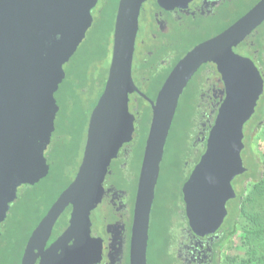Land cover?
<instances>
[{"label": "water", "instance_id": "95a60500", "mask_svg": "<svg viewBox=\"0 0 264 264\" xmlns=\"http://www.w3.org/2000/svg\"><path fill=\"white\" fill-rule=\"evenodd\" d=\"M98 0H0V223L22 185H34L49 172L44 152L58 112L54 94L64 78L63 66L90 29ZM192 0H119L112 52L101 96L89 115L86 140L77 172L33 229L21 264L31 248L44 244L58 215L71 205L67 230L60 240L74 239L68 256L83 258L90 239L91 211L103 193L111 161L133 138L134 116L129 94L138 17L143 6L185 8ZM264 22V0L217 35L200 42L173 66L156 98L149 100L151 121L137 182L130 240V264H147L149 222L160 162L179 99L197 70L215 65L224 99L205 142V150L182 186L190 230L199 237L222 229L236 199L232 180L246 168L241 152L243 127L263 93L264 81L254 62L236 48ZM230 205V206H229ZM87 239V240H85Z\"/></svg>", "mask_w": 264, "mask_h": 264}, {"label": "flooded vegetation", "instance_id": "af4514ba", "mask_svg": "<svg viewBox=\"0 0 264 264\" xmlns=\"http://www.w3.org/2000/svg\"><path fill=\"white\" fill-rule=\"evenodd\" d=\"M233 10H235V0H192L185 8H174L171 10L161 9L155 4H152L141 10L138 17V30L134 42L131 75L134 85L142 95L133 92L129 94L128 101V107H132L129 112L134 116L133 138L130 142L124 143L121 146L116 158L110 163L108 172L102 183L103 193L100 202L89 215L90 239H85L87 241H85L83 258L78 259V261L74 263L75 258L70 255L68 256L69 249L73 245L74 239L66 240L62 238L60 240L69 226L72 207L68 205L58 215L50 232L45 236L44 244L36 243L31 247L33 253L28 257V264H130V240L137 182L147 137H142V132L140 131L141 136L136 139V134L138 130L142 129L141 125L144 122V117H149L151 121V106L149 100L153 101L156 98L160 89H157V84L169 71L174 61L181 55L180 53L184 49L182 44L187 40L189 35L200 37L199 40L193 44L191 47L192 49L200 42L226 29L231 19H233V16L228 18ZM148 14V19H146L148 20V28L139 36L141 33L139 19L141 15L144 19ZM220 18L225 19V21L223 24L218 25L217 21H219ZM213 25L215 27H213ZM263 25L264 22L238 45L236 51L240 54L242 50L239 47L245 48L246 51L242 52H244L245 57L250 58L254 62L257 68H259L257 63L262 62V66L259 70L264 78V40L262 41L263 46L258 48L256 46L257 40L261 36V34H259V28ZM189 50H187V52ZM183 55L184 54L178 59ZM134 60H137V62L133 70ZM133 74H135L136 77L133 76ZM144 74H149V82L147 84L142 81L144 80ZM134 77L136 79L138 77L137 81L139 82L134 81ZM193 79L198 88L196 107L200 124H197L196 128L197 133H199L202 138V145L205 146L208 132L213 125L219 106L224 99L225 91L220 75L215 65L212 63L203 64L190 79L188 84H191ZM141 142H144L143 147L140 145ZM201 151H203V149ZM138 160V172L135 174L130 168V165L133 164L136 168ZM193 167L189 170L183 184L188 179ZM157 186L158 181L150 212V221L158 188ZM16 200L17 197L15 201ZM55 200L56 199L50 202V204L42 207L40 213L35 218L34 224L27 232L28 236L21 252L20 264L26 249L27 241L33 229L46 215ZM17 208H20V206L9 205V210L6 213L4 221L0 223V226H3L8 219L13 216L11 210ZM175 208L179 213V218L174 220L173 229L175 230V236L174 239L170 241L171 243L168 244L169 256L177 264H220L225 251L229 247L222 229L216 231L212 235L199 237L195 235L188 226L182 193L181 200ZM148 249L149 239L147 247V264Z\"/></svg>", "mask_w": 264, "mask_h": 264}, {"label": "trees", "instance_id": "16d2710c", "mask_svg": "<svg viewBox=\"0 0 264 264\" xmlns=\"http://www.w3.org/2000/svg\"><path fill=\"white\" fill-rule=\"evenodd\" d=\"M118 1L108 0L104 4L95 19L94 26L90 27L92 29L89 38L68 67V74L64 75L62 83L54 94L59 109L55 116V128L50 144L44 152L49 172L34 185H22V193L19 196L16 195L17 200L10 203L20 208L12 209L13 216L0 226V264H20L27 232L34 224L36 216L43 206L58 198L57 196L69 186L77 172L81 163L79 161L76 164L80 134L87 131L89 115L103 92L108 75ZM258 1L255 0L253 4L246 7L228 25L234 23ZM241 2L242 0H235V7H239ZM259 34L261 36L257 40V48L263 46L264 25L259 28ZM185 44L186 41L182 46ZM239 48L246 51L243 47ZM187 50L189 49H183V53L180 54H185ZM73 56L70 58L71 61ZM178 58L171 68L177 63ZM104 64L108 66L104 67ZM169 71L157 84V89L163 84ZM86 97H91L87 114L84 106ZM81 118H85L83 124H81ZM143 121L141 132L144 130L142 134L145 132V138L150 118L144 117ZM246 125H248L247 132L243 133V151L246 161L243 164L246 171L232 180L236 199L232 202L222 227L229 247L220 264H264V86L255 112L245 123ZM249 143L253 146L251 151L247 149ZM204 150L205 148L200 156ZM165 179L164 175H159L158 184L161 181L159 193H162L164 189L166 191ZM235 238L237 241L234 240ZM169 242L168 239L165 242L166 249Z\"/></svg>", "mask_w": 264, "mask_h": 264}, {"label": "rangeland", "instance_id": "374dc122", "mask_svg": "<svg viewBox=\"0 0 264 264\" xmlns=\"http://www.w3.org/2000/svg\"><path fill=\"white\" fill-rule=\"evenodd\" d=\"M108 0H98L95 7L92 9L91 14L93 17V23L92 26H94L96 22V17L100 13L102 7ZM255 0H242L241 5L239 7H235V10L231 11L230 16L228 18L232 17L235 18L240 12L244 11L246 7H249L251 4H253ZM146 4L143 6V9ZM147 12V11H145ZM148 15L145 16L143 19L142 15L139 19V26H140V34L141 36L142 32H144L147 27V21ZM232 20V19H231ZM225 19H221L217 21L218 25L223 24ZM217 26V25H216ZM213 27H215L213 25ZM90 28L85 36V39L82 41L80 46L78 47L76 53L73 56L72 61L70 60L68 63H66L63 66V69L65 71V74H68V67L71 65L73 60L76 58L77 54L80 52L82 46L86 42V40L89 38L90 35ZM200 37H197L196 35L190 36L186 40V44L184 45V49H191V46L199 40ZM240 55L245 56L244 52H240ZM137 60L133 61V70L136 66ZM74 66V64H72ZM109 65V63H108ZM107 64H104L103 66H108ZM264 65V64H263ZM257 66L259 68L262 66V62L257 63ZM263 74H264V67H263ZM65 75V76H66ZM133 76L136 77L135 74ZM134 77V81L138 80ZM144 77V83L147 84L149 82L148 77L149 74L143 75ZM264 81V80H263ZM139 82V81H137ZM198 94V88L197 85L194 83V79L191 81V84H188L183 91L179 102L177 104V108L174 114L173 122L171 124L169 134L167 137V141L164 148V153L162 160L160 162V171L159 175H164L166 186L162 193H159L160 191V185L161 181L158 184V189L156 192L155 202L153 204V212L152 217L150 221V229H149V249H148V264H177L168 253V247L165 248V242L168 239L171 241L174 239L175 236V230L174 227V220L179 218V213L177 212V209L175 206L179 204V201L181 200V186L183 184V181L187 177L189 170L193 166H195L197 162V158L200 157L201 150L205 148L203 146V142H201V136L199 133H197V124H200V121H198L199 117L197 116V95ZM93 96V95H92ZM91 97L85 98L84 106L86 109V114L88 111V106L90 103ZM132 101V100H131ZM132 107H129V110ZM191 115V117H190ZM85 122V118H81V124ZM248 128V125H244L243 127V133L247 132L246 129ZM140 130L137 132V138L138 139L140 135ZM144 131V130H143ZM142 131V132H143ZM145 132L142 134V137L144 136ZM85 136L86 133L84 131L80 134V143H79V150L77 152L76 157V164L81 161L82 154H83V148L85 145ZM142 139V138H141ZM141 146L143 143L141 142ZM202 148V149H201ZM141 149V147H140ZM248 150L251 151L253 149L252 143H249ZM243 163H246L245 157H244V151L241 152ZM50 164V161H49ZM176 164V165H175ZM138 166H139V160L135 165H130V168L132 171L137 174L138 172ZM194 168V167H193ZM73 171V169H72ZM131 175V174H130ZM233 188L234 183L232 182ZM22 186L18 187L17 189V195L19 196L22 193ZM100 202V201H99ZM98 202V203H99ZM230 206V205H229ZM231 208V206H230ZM237 241V238L234 239ZM171 242H169L170 244Z\"/></svg>", "mask_w": 264, "mask_h": 264}]
</instances>
